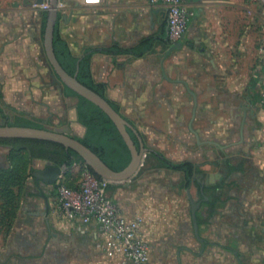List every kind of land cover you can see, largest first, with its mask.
Returning <instances> with one entry per match:
<instances>
[{
  "label": "rangeland",
  "instance_id": "1",
  "mask_svg": "<svg viewBox=\"0 0 264 264\" xmlns=\"http://www.w3.org/2000/svg\"><path fill=\"white\" fill-rule=\"evenodd\" d=\"M49 8L48 0H0V110L11 116L26 117L37 128L69 132L70 136L81 139L85 130L78 122L77 98L68 96L65 87L54 82V70L44 49L43 18ZM154 11L158 15L159 32L151 28L154 21L150 22L151 13L144 0H58L57 34L76 58L88 49L115 44L131 48L139 40L161 37L154 43L152 53L142 60L95 55L91 62L92 78L104 84L108 98L128 120L139 125L148 147L159 151L170 163L203 165L201 169L205 173L219 172L218 161L222 160L240 165V172L234 173L236 179L231 177L222 183L211 216L214 223L219 219L224 243L234 246L239 264H264V216H255L245 206L248 191L264 187V165L258 161L264 153V109L258 107L252 89L244 87L248 83L240 82L237 91L234 88L231 93L240 97L238 105L234 102L237 113L201 115L219 124L214 137L208 139L211 143L199 145L194 138L193 131L202 137L201 141L205 139L204 126L193 131L168 130V121H178L180 116L169 115L167 106L153 107L151 102L142 106L138 101L141 95L131 89L128 79L129 68L134 69V63L143 60H155L160 75L167 74L175 53H179L176 48L167 53L171 43L168 34L163 38L164 26L168 28L165 16ZM5 21L7 28L3 35ZM142 22L150 23L137 35L135 24ZM252 73L255 66L250 70ZM191 75L187 68L175 78L187 82ZM188 90L198 92V89ZM183 134L191 140L184 141ZM99 144L108 151L114 148L109 138H103ZM244 145L246 148L242 149ZM146 156L137 176L112 182L111 196L120 202L140 204L144 233L151 226L155 233L166 234L169 216L189 218L195 203L191 204L189 199L199 194L193 189L189 198L187 188L191 185L182 187L184 180L179 173L157 167ZM81 164L88 168L84 161ZM81 164L63 175L62 182L79 185L84 168ZM50 165L45 161L34 163L26 151L0 145V264H87V239L82 237V231L67 232L45 220L44 213L52 200L51 190L57 182L45 185L34 173ZM77 168L81 172H76ZM209 196L213 195L209 193ZM196 214L202 219L207 216L204 210ZM149 239L151 244L155 241ZM166 246L167 243L159 246V242L152 245L156 264H162L159 253Z\"/></svg>",
  "mask_w": 264,
  "mask_h": 264
},
{
  "label": "crops",
  "instance_id": "2",
  "mask_svg": "<svg viewBox=\"0 0 264 264\" xmlns=\"http://www.w3.org/2000/svg\"><path fill=\"white\" fill-rule=\"evenodd\" d=\"M144 3L148 6L151 13L150 22L154 21L153 24L151 23L152 29L159 32L158 15L153 13L154 10L164 13L168 26L167 13L163 7L153 4L151 0H144ZM187 5L194 12V17L190 21L189 34L183 42V45H180L176 49L172 45L168 46L167 53H170L172 49H175L176 52L179 51V53H175L173 64H170L168 67V73L160 75L159 69L155 68V60H143L141 63L138 61L133 62L134 69L129 68L128 79L131 83V89L137 91L138 96L141 95V98L139 97L141 100L138 98V101L142 106L148 102H151L153 107L167 106V113L169 115L180 116L178 121H168V126L166 127L168 130L193 131L204 126L206 136L203 141H201L202 137L193 131L195 140L199 145H202L211 143L208 142V139L209 137H214L213 132L219 127V124L210 120L208 121L201 115L204 114L207 116L215 113H229L234 115L237 113V106L234 102L237 103L240 97L236 94L231 95V93H233L234 88L237 91L239 88L237 87L238 83H248V86L246 85L244 87L246 89H252L253 93L257 95L258 107L264 109V107L260 106V85L264 77V58L261 55L258 45V39L264 27V0H187ZM150 22L135 24L136 34L143 33L144 25L147 27ZM5 24L6 21L4 22L5 32L3 30V35L6 34L7 24ZM164 28L163 38L165 39V36L167 37L169 33L167 32L168 28L166 26ZM146 39L139 40L135 46L125 49H132ZM155 39H157L156 41L158 43L159 38ZM164 43L169 44L167 40ZM160 44L163 45L162 42ZM152 51L145 55L152 53ZM104 56L113 58L128 57L138 60L144 59V56L137 58L130 55ZM254 66L255 73L250 74V70ZM187 68L192 74L189 81L184 82L175 78L182 70H187ZM161 78H165L167 81L161 80ZM251 82L254 84L250 85ZM177 86H184V88L179 90L176 89ZM189 88L198 89V92L192 93L188 90ZM105 96L110 100L106 93ZM111 102L113 103V101ZM118 109L124 116L120 108ZM134 124L140 131L141 128L139 125ZM181 138L184 141L191 140L185 134L181 135ZM245 148L246 145L242 147V149ZM155 152L158 155H162L159 151ZM153 157L155 159L152 158L150 161L154 162L157 167L164 168L156 160V156L154 155ZM33 161L36 163L41 160ZM258 161L264 165V153L261 158H258ZM196 165L200 166V174L198 177H200L201 183L197 181H194L195 183L187 182L188 186L191 185L187 188V191L188 194L193 193V189L198 191L199 196H194L193 199L189 200L191 204L194 202L196 204L201 200L199 208L195 210V214L197 211L204 210L207 216L202 219L196 214V228L193 218L194 209L192 206V213L189 218L186 216L180 218L169 216L166 234L155 233L152 231L151 226L147 227L144 234L151 245L149 264H156L153 260V257H156V252H152V245L155 242H159V246L167 243L166 248L159 253L163 259L162 264H239L238 253L235 251L234 246L224 243V236L220 228L221 224L218 222L219 219L214 223V218L211 215L221 195L222 183L231 177L236 179V174L234 173H239L241 167L238 164L234 165L232 161V165H229L230 174L224 178V181H221V174L223 176L221 169L219 171L220 173H205L201 169L203 165ZM231 167L235 169L231 170ZM166 169L179 173L184 180L181 186H187L185 184L187 180L183 176L184 172L170 168ZM69 170L71 168H68V172ZM184 174L186 175V172ZM209 177L215 178L214 180L220 182L217 185L219 187L217 190L203 185L206 184V179ZM201 188L205 190L206 197L210 199L209 202L202 201L203 196L200 194ZM111 190L112 187L109 189L110 195H112ZM209 193L213 196L210 197ZM190 194L188 195L189 198H191ZM111 197L119 204L125 217L130 219L137 214L141 215L140 204L120 202L113 196ZM246 200L245 206L248 210H251L253 214L255 213V216H264V187L248 191ZM46 215H44L46 222L49 225L53 224L50 218L48 220ZM66 228L65 231L67 232L73 231V228ZM94 230L95 227L80 230L84 234L82 237L87 239V264H112L102 254L98 240L94 235ZM149 237L155 239L152 244Z\"/></svg>",
  "mask_w": 264,
  "mask_h": 264
},
{
  "label": "built area",
  "instance_id": "3",
  "mask_svg": "<svg viewBox=\"0 0 264 264\" xmlns=\"http://www.w3.org/2000/svg\"><path fill=\"white\" fill-rule=\"evenodd\" d=\"M160 5L167 13L168 33L172 47L182 44L189 34L190 21L194 12L188 7L187 0H151ZM259 50L264 58V27L258 39ZM260 106L264 107V77L260 85ZM79 164H74L73 168ZM83 165L81 181L75 187L62 182V173L52 190L46 217L60 229L73 230L95 227L100 250L112 264H149L150 245L143 231V216L133 218L124 216L119 204L111 197V182L98 180ZM70 229V230H71Z\"/></svg>",
  "mask_w": 264,
  "mask_h": 264
},
{
  "label": "trees",
  "instance_id": "4",
  "mask_svg": "<svg viewBox=\"0 0 264 264\" xmlns=\"http://www.w3.org/2000/svg\"><path fill=\"white\" fill-rule=\"evenodd\" d=\"M46 20L47 17L45 14L43 18L44 30L46 26ZM59 20L60 16L57 20L54 37V50L58 61L60 62L62 67L71 75L75 74V72L77 71V66L79 65V81L105 98L106 86L104 84L96 83L92 78L91 62L93 57L97 54L112 56L130 55L136 58L142 57L153 50V48L155 47L154 43L157 40L155 38L146 39L141 44L132 49H125L118 45L106 48L88 49L85 51L82 57L76 58L71 54L67 43H65L57 34V26ZM160 38L159 40H161ZM65 92L68 96L79 99L77 106L79 123L82 124L85 128H87V134L85 136V139L81 141L89 148L100 147L103 150L105 149L106 151H108L106 146H101L99 143L100 140H102L103 138H109V140L113 143L112 145L118 149V158L116 160L103 158V160L117 172L124 170L130 164L131 157L127 148L122 142L121 137H119L115 133V128L112 125H109V123H111V119H109L107 114L102 109H100L87 99L79 96L67 86H65ZM108 101L112 104L110 100ZM10 125L19 127H38L35 126V123L32 120L17 115L14 116V123ZM0 145L11 147L14 150L26 151L31 161L41 160L50 163L51 165L59 167L66 165L69 169L72 168L73 165L76 164V162L83 161V159L80 158L78 154L74 153L73 151L68 152L62 145L43 140L0 139ZM155 156L158 161L162 164L161 166L164 168H170L185 173V171H187L190 166V164H172L162 155ZM234 169L235 168L231 167V170ZM88 170L93 174L96 179L102 180V178L99 175L95 174L90 169V167H88ZM66 185H68L69 187H75L74 184H69V181L66 182ZM111 187L112 186H110L109 188Z\"/></svg>",
  "mask_w": 264,
  "mask_h": 264
},
{
  "label": "water",
  "instance_id": "5",
  "mask_svg": "<svg viewBox=\"0 0 264 264\" xmlns=\"http://www.w3.org/2000/svg\"><path fill=\"white\" fill-rule=\"evenodd\" d=\"M50 8L47 13V22L45 26V51L49 59V62L56 72L59 79L53 75L55 83H63L79 96L87 99L91 103L102 109L115 123L119 129L121 135L125 139L126 143L132 151V160L130 164L122 171L116 172L112 170L102 159H100L87 145H85L80 139L70 136L69 132H55L42 128L33 127H19L11 126L3 122L0 116V139H36L43 140L52 143L62 145L68 152L73 151L78 154L80 158L90 167V169L103 180L112 182H123L134 177L144 162L146 153L149 151L143 148L139 153L133 141L131 140L125 125L127 121L119 112H117L111 103L105 98L96 93L91 88H88L82 84L77 76H71L68 74L60 62L57 59L54 50V37L56 31V25L58 20V0H49ZM182 44H177L175 48H179ZM68 169L66 165L59 167L50 165L44 170L35 171L34 176L37 180L42 181L45 185H53L57 182L62 173ZM46 215V213H44ZM193 218L197 228V219L195 211L193 210Z\"/></svg>",
  "mask_w": 264,
  "mask_h": 264
},
{
  "label": "flooded vegetation",
  "instance_id": "6",
  "mask_svg": "<svg viewBox=\"0 0 264 264\" xmlns=\"http://www.w3.org/2000/svg\"><path fill=\"white\" fill-rule=\"evenodd\" d=\"M65 70V69H64ZM66 71V70H65ZM67 72V71H66ZM68 73V72H67ZM69 74V73H68ZM54 75L59 79V76H57L56 72L54 71ZM71 75V74H70ZM71 76H77V78L79 77V65L77 66V71L75 72L74 75ZM79 80V79H78ZM61 85H63L65 87V85L61 82ZM89 88V87H88ZM97 93V92H96ZM77 101L79 102V99H77ZM95 105V104H94ZM113 106V108L120 113L118 107L113 103L111 104ZM98 107V106H97ZM121 114V113H120ZM122 115V114H121ZM0 116L2 118V120H4V122H6L7 124H13L14 123V116L8 115L6 114L4 111H0ZM108 116V115H107ZM109 117V116H108ZM124 117V116H123ZM125 120L127 121V124L125 125V128L131 138V140L133 141V145L135 146L136 150L141 153L143 148L148 149L149 151L146 153L147 156H149L150 158L155 159L153 156L154 155H158L155 151L151 150L148 145L146 144V142L144 141V138L142 136V134L140 133V131L136 128V125L134 123H132L130 120H128L126 117H124ZM109 119H111L109 117ZM79 122V119H78ZM112 123V124H111ZM111 123H109V125H112L116 130L115 133L121 137L122 142L124 143L125 147L127 148L131 160H132V151L130 149V147L128 146V144L126 143L125 139L123 138V136L121 135L119 129L117 128V126L115 125V123L111 120ZM80 124V123H79ZM83 129L85 130V136L87 134V128H85L82 124H80ZM111 126V127H112ZM84 138H81L80 140H84ZM121 142V143H122ZM122 143V144H123ZM100 159L103 160V158H108L110 160H116L118 158V149L117 148H113L111 151H106L105 149L103 150L100 147H93L90 148ZM165 158V157H164ZM158 161V159H156ZM104 161V160H103ZM105 162V161H104ZM159 162V161H158ZM107 164V163H106ZM219 168L222 170L223 172V176L220 177L221 181H224V178L227 177L230 174V170H229V165H232L231 161H224V162H219ZM108 165V164H107ZM109 166V165H108ZM110 167V166H109ZM111 168V167H110ZM112 170H114L113 168H111ZM115 171V170H114ZM117 172V171H116ZM186 175L183 173L184 179L187 180L186 182H194L197 181L198 183H201L200 181V166L197 165H190L189 168L187 169ZM37 178V177H36ZM215 178H207L206 179V184L203 185H207L210 186L211 188H213L214 190H217L219 187L217 185L220 184L219 181L214 180ZM195 183V182H194ZM187 184V183H186ZM200 194L203 196L202 201H207L209 202L210 199H208L205 195V190L201 188L200 190ZM201 203V200H199L196 204L194 203L193 205V209L194 211L196 209L199 208V204Z\"/></svg>",
  "mask_w": 264,
  "mask_h": 264
}]
</instances>
